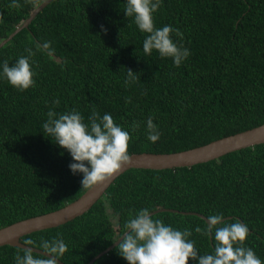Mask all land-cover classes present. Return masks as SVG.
Returning <instances> with one entry per match:
<instances>
[{"label": "trees", "instance_id": "1", "mask_svg": "<svg viewBox=\"0 0 264 264\" xmlns=\"http://www.w3.org/2000/svg\"><path fill=\"white\" fill-rule=\"evenodd\" d=\"M44 1L0 0V43ZM124 7V0H54L0 48V61L10 65L33 49L36 81L20 91L0 79V229L59 210L89 189L70 171V154L41 131L49 108H77L85 118L93 109L109 112L126 128L138 122L129 129L131 155L182 152L264 124V0H163L155 26L179 28L191 53L179 67L155 51L145 56V34ZM45 42L51 54L39 47ZM126 68L140 74L128 87ZM149 115L161 132L156 142L147 140ZM142 207L240 219L250 229L245 243L264 260V144L191 168L130 169L87 213L21 241L31 239L39 249L41 238L61 236L68 245L61 261L88 264ZM153 216L193 229L195 247L212 251L213 241L194 231L205 219L169 211ZM17 252L23 249L0 247V264H13ZM93 264L128 262L116 246Z\"/></svg>", "mask_w": 264, "mask_h": 264}, {"label": "clouds", "instance_id": "2", "mask_svg": "<svg viewBox=\"0 0 264 264\" xmlns=\"http://www.w3.org/2000/svg\"><path fill=\"white\" fill-rule=\"evenodd\" d=\"M10 2L11 5L17 4V0ZM162 2L124 0L123 12L145 34L142 41L145 56L155 51L161 58H171L172 63L179 67L190 56V49L183 45V34L179 28L171 24L155 26V13ZM39 47L51 54L48 42ZM25 52L26 55L18 56L11 65L9 60L0 61V79H6L20 91L36 83L33 49L26 48ZM126 69L124 84L128 87L140 80V74L131 68ZM126 102H131V98H126ZM59 103V98L52 101L54 106ZM46 117L41 123V131L70 154L72 160L68 167L73 175H81L82 188L93 189L105 184L132 161L129 129L135 131L139 128L138 122L133 121L126 128L115 122L109 112L101 114L93 109L85 118L77 108L57 112L52 107ZM144 123L147 140L156 142L161 132L153 117L149 115ZM192 231L191 228L180 229L154 218L150 207H142L123 222V231L114 242L118 241V254L128 264H189L190 259L196 264H264L255 250L245 243L250 229L240 219L230 222L223 212H216L206 217L203 228L195 227V232L203 233L213 241L210 252L202 253L195 247V241L190 238ZM33 243L31 239L24 241V245L29 247H24L22 254H14L13 264H60L68 248L61 236L41 238L39 249L44 254L34 255L30 247Z\"/></svg>", "mask_w": 264, "mask_h": 264}, {"label": "water", "instance_id": "3", "mask_svg": "<svg viewBox=\"0 0 264 264\" xmlns=\"http://www.w3.org/2000/svg\"><path fill=\"white\" fill-rule=\"evenodd\" d=\"M52 1L45 0L41 3L26 19V21L7 39L0 43L2 48L7 42L14 38L20 31L28 28L31 22L42 12ZM259 144H264V124L250 130L237 133L235 135L227 136L219 140L213 141L207 145L197 148L185 150L170 154H156V153H139L132 154V161L127 164L122 170L118 171L109 181L101 186L93 189H88L79 199L64 206L63 208L43 214L40 216L25 219L7 227L0 229V247L12 246L18 248L29 247L24 245L21 239L34 232L43 231L51 228L59 227L66 224L77 217L87 213L102 196L107 189L114 183V181L130 169H151V170H165L179 167H193L198 164L207 163L214 159L220 158L228 153L235 152L244 148L253 147ZM169 211L173 213H180L185 215H196L206 221V217L194 212H181L178 210L159 209L153 213ZM118 244L116 241L113 245L108 247L105 251L93 258L88 264H93L97 259L104 254L110 252ZM32 247V246H30ZM34 253L44 254L43 250L34 248ZM60 264H65L60 261Z\"/></svg>", "mask_w": 264, "mask_h": 264}]
</instances>
